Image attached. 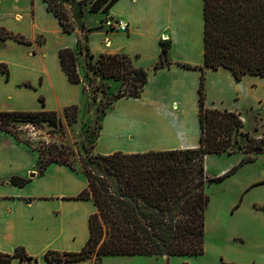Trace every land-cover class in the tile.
<instances>
[{
  "label": "trees",
  "instance_id": "16d2710c",
  "mask_svg": "<svg viewBox=\"0 0 264 264\" xmlns=\"http://www.w3.org/2000/svg\"><path fill=\"white\" fill-rule=\"evenodd\" d=\"M45 1L64 31L72 33L76 29L92 31L94 28L86 25L85 16L107 14L117 0ZM90 1L89 10L85 12V6ZM72 19L78 23L75 24ZM204 20L205 67L228 68L238 80L247 74L264 76V0H204ZM0 38L31 43L24 34L6 27H0ZM169 52V45L162 42L160 58L152 70L171 65ZM82 53V50L69 47L59 50L62 69L70 82L82 84L84 90H91L93 99L101 90L104 80L120 83L121 87L111 97L110 104L122 97H141L150 68L136 65L132 56L124 52L99 55ZM178 64L186 68L195 67L189 63ZM199 68L202 70L199 146L138 152L118 150L108 154L86 150L79 159V169L75 153L66 144L51 142L41 150L40 172L45 173L53 164L80 170L88 184L74 198L93 200L96 206L89 217V238L81 250L49 249L45 253L48 261L61 263L93 259L94 264H101L105 256L169 257L204 253L205 214L210 202L206 185L210 181L224 179L238 168L235 166L220 177L209 178L205 159L211 153H233V134L241 131L244 121L240 113L234 110L207 107L205 68ZM0 71L9 76L8 64L0 62ZM84 76L88 78V83ZM79 109V104L64 108L70 124L77 120ZM44 122L61 125L58 111L0 110V130L23 144H29L31 136H24L21 125L37 126ZM245 150L246 155L241 158L239 166L255 161L257 155L264 153V138L249 137ZM10 181L24 186L30 179L12 175ZM242 201L243 197L236 208ZM16 257L33 259L35 264L38 263V258L29 256L24 246H17L11 253L0 251V264H11Z\"/></svg>",
  "mask_w": 264,
  "mask_h": 264
},
{
  "label": "crops",
  "instance_id": "0c3cea01",
  "mask_svg": "<svg viewBox=\"0 0 264 264\" xmlns=\"http://www.w3.org/2000/svg\"><path fill=\"white\" fill-rule=\"evenodd\" d=\"M38 2H40L39 6ZM3 4L9 6L4 7ZM0 5V18L7 16L11 23L5 25L3 21H0V27L22 33L31 40V43H22L11 38H0V62L7 63L10 70L9 76L0 71V105L7 103L11 98H19L22 104L35 110H38L40 104L48 110H58L69 106V104H79L72 102L78 101L82 96L81 93L75 100L69 101L65 98L61 99L63 96L60 90V87L69 89L74 85L62 69L59 50L76 46V33L72 32L74 35L72 43H65L64 37L67 32L64 31L56 16L48 9L45 0H32V6L28 10L16 4L12 5L8 0H0ZM43 10L48 21L47 26L40 21ZM109 13L115 18L126 21L129 24V29L127 31H110L98 27L99 21L93 28L100 30H92L89 33L92 36L101 37L104 43L101 44L100 49H92L101 53H106L108 48H112L113 53L124 52L123 41L135 40L143 46L153 44L157 53L153 62L145 63L143 52L139 50L130 53L124 52L134 58L133 61L136 65L150 68L151 71L141 97H122L113 107L114 111L119 106H126L129 109L123 112L125 117L121 122L118 120L115 130L108 138H105L103 133L101 142L109 148L117 147L119 134L125 133L126 136L127 133L131 132L129 129L131 125L136 127L138 139H140V135L147 137L146 133L149 132H153L149 136L160 135L161 140L166 142V147L159 149L199 146L201 123L198 97L202 74L200 66L205 68V76L206 74L209 75L210 70H216L217 72L214 73L226 75L230 82L238 84L239 90L237 92L242 93L241 97L243 95L241 86L247 87L244 90L249 94H256V103L251 102L243 105H253L261 101L260 94L264 95V76L247 74L238 80L228 68L212 69L204 66V0H117L110 7ZM94 14L100 15L101 20V13ZM26 19L33 26L32 32L23 27V22ZM165 32L168 33L172 42L169 53L177 52L176 44L180 39H184L185 43L195 49L198 56L197 61L188 62L180 55H176L174 60H171V65L152 70V66L160 58L161 36ZM39 35H44L47 38L46 42L40 43V49L46 55L40 54L36 50V54L29 57L27 48L34 46L36 37ZM51 42L55 44L56 48L52 54L47 51V46ZM107 53L110 52L107 51ZM37 59L43 60V66L39 70L32 67V62ZM49 61H51V65ZM178 62L189 63L195 67L186 68ZM22 79L38 80V87L21 86L18 83ZM75 85L79 86L83 92L82 84ZM254 88H258V91H254ZM190 92L196 96V101L198 98L195 113L179 123L171 122L167 116L185 112L186 101ZM51 93L56 99L57 105L54 104ZM40 100H45L44 105L40 103ZM4 108L0 107V110ZM233 110L235 111V109ZM22 148H26L23 143L0 131V251L11 253L17 246H24L29 256L38 258L37 264H83L85 260L51 263L45 257V253L49 249L79 251L85 245L90 235L89 217L95 212L96 206L93 200L75 199L74 197L87 186L80 188L76 176L64 165L59 164L50 166L43 175L37 174L24 186L13 184L10 181L12 175L25 177V174L34 168L31 165L18 167L15 163L12 151ZM118 150L138 152L150 149L127 150L118 148L103 154ZM17 170L23 171L17 172ZM65 174L72 176L73 182L76 181L77 188L72 192H64L66 187ZM257 182H264V177L251 182V184ZM78 212L82 214L79 218L77 217ZM77 229L79 232H76ZM78 238L79 241L82 240L81 247L78 250H70V247L66 245L75 242ZM28 260L27 258L16 257L11 264H31ZM86 260H89V264H94L93 259Z\"/></svg>",
  "mask_w": 264,
  "mask_h": 264
},
{
  "label": "rangeland",
  "instance_id": "374dc122",
  "mask_svg": "<svg viewBox=\"0 0 264 264\" xmlns=\"http://www.w3.org/2000/svg\"><path fill=\"white\" fill-rule=\"evenodd\" d=\"M8 2L12 5L16 4L25 10H28L32 6V0H8ZM39 3L40 2H38V6L40 5ZM90 5L91 1L85 6V12L89 10ZM6 6L9 5H4V7ZM68 9H70V6H68ZM41 13L40 21L43 25L47 26L48 21L45 16V11L43 10ZM110 16L111 14L109 12L107 14H102L100 20V15L88 14L85 16V19H83L90 28L95 27L100 21L98 27L106 29L105 22ZM0 21H3L5 25L11 24L7 16H2ZM72 21L75 24L78 23L75 19H72ZM23 27L29 32L33 31V26L28 19L23 22ZM95 30L100 29L95 28ZM95 30L93 29V31ZM74 33L77 35V44L70 48L76 51L82 50L83 55L87 54V52L94 53L95 55L101 53L94 50L100 49L101 44L104 43L101 37L97 35L92 36L89 32H84L80 29H76ZM64 38L65 43L70 44L74 40V35L72 33H67ZM183 40L184 39H180L176 44L177 52L169 53L170 60L173 61L176 55H180L188 62H196L198 56L195 53V49ZM46 41L47 38L44 35L37 36L34 46H29L27 48L29 57L36 54V50H38L40 54L46 55L40 49V43ZM78 41H80L81 46L79 48ZM161 41L167 43L171 48L172 42L169 39L168 33L165 32L162 34ZM87 47H89V50ZM122 47L125 48L124 52L128 53L134 52L135 50L143 52L145 55V63H151L156 59L157 53L153 44L143 46L135 40H125L123 41ZM47 48V51L51 54L56 49L53 42L49 43ZM107 51L110 53L114 52L112 48H108ZM107 51L105 52L107 53ZM80 60L82 61V55ZM49 64L51 65V61H49ZM42 66L43 60L37 59L32 62V67L36 70L41 69ZM82 72L84 74V70H82ZM214 72L217 71L210 70L209 75L206 74L205 76V78L207 77L205 80V101L207 107L216 108L218 106L217 108L220 109H224L225 107L230 110L235 109L244 119V126L241 128V131L234 132L233 134V153H211L208 154L205 159L206 174L209 178L220 177L235 166H238V168L234 173L226 176L224 179L210 181L206 185V193L210 197V202L205 214L206 239L204 253L198 256L175 255L169 257L162 255L105 256L102 258L101 264H264V182L251 184V182L258 181L261 177H264V153L257 155L255 161L239 166L241 158L246 155L245 149L248 138H264V95L259 93L261 95V101L257 104L243 105L251 102L256 103V94H249L244 90L247 87L241 86V90L243 91L241 97L242 93L237 92V90H239L238 84L230 82L226 75H219ZM40 79L42 78L40 77ZM84 80L88 83L87 77L84 76ZM18 84L37 88L39 81L22 79ZM120 87V83L115 84L111 80H104L101 90L95 94V99H93L94 94L91 90H84L83 85V92L82 89L75 84L69 89L60 87L63 96L61 99L65 98L69 101H73L78 95L80 96L81 93L82 96L79 100L72 102L79 103L80 105L77 120L73 124H70L64 114V108H60L57 111L61 118V125L53 126L49 125L47 122L37 126L30 124L21 125L20 128L23 130L24 136L26 138L31 136V140L29 144H24L26 146L25 149L13 150L12 152L18 167L30 165L34 167L25 174V178L32 179L35 178L37 174L43 175L47 172L46 170L45 173L42 174L39 170L40 155L45 145L51 142L69 146L75 153L76 166L78 169L80 166L79 159L85 154L86 150L94 153H106L118 148L144 150L166 147V142L161 140L162 138L160 135L155 134L154 136H149L153 132L146 133L147 137L138 135L140 138L138 139L136 134L137 129L134 125L130 126L129 129L131 132L127 133L126 136L124 135L125 133L119 134L120 136L116 143L117 147L111 149L101 142L103 133L104 137L108 138L112 134V131L115 130V125L118 120L121 122L125 117L123 112L129 109L126 106H119L120 108L118 107L119 109L117 108V110L114 111L113 106L116 105L118 100L113 104L109 103L111 97L117 93ZM254 91H258V88H254ZM51 97L54 104L57 105V101L52 93ZM40 101V103L44 105L45 100ZM197 101L196 96L190 92L187 97L185 112L167 116L168 119L174 123H179L187 119L191 114L195 113ZM32 103L34 104V102ZM0 107H5L1 110H35L22 104L19 98H11L7 103L0 105ZM40 109H46V107L40 104L38 110ZM3 133L13 138L12 135L6 132ZM64 166L76 176L80 188L87 186V180L80 170H72L70 167ZM21 171L23 170H17V172ZM32 173H34L35 176H32ZM64 179L66 181L64 192H72L77 188L76 181L73 182L72 176L65 174ZM242 197V203L236 208L237 203ZM81 215L82 214L78 212L77 217L79 218ZM76 232H79V230L77 229ZM81 241L82 240L79 241L78 238L75 242H70L66 246L70 247V250H78L82 245ZM28 261L31 262V264H35L33 259ZM83 264H89V260L83 261Z\"/></svg>",
  "mask_w": 264,
  "mask_h": 264
},
{
  "label": "built area",
  "instance_id": "2783aa9c",
  "mask_svg": "<svg viewBox=\"0 0 264 264\" xmlns=\"http://www.w3.org/2000/svg\"><path fill=\"white\" fill-rule=\"evenodd\" d=\"M105 25L112 30L127 31L129 29V24L126 21L115 18L112 15L106 20Z\"/></svg>",
  "mask_w": 264,
  "mask_h": 264
},
{
  "label": "water",
  "instance_id": "95a60500",
  "mask_svg": "<svg viewBox=\"0 0 264 264\" xmlns=\"http://www.w3.org/2000/svg\"><path fill=\"white\" fill-rule=\"evenodd\" d=\"M31 175H32V176H35V174H34V173H32Z\"/></svg>",
  "mask_w": 264,
  "mask_h": 264
}]
</instances>
